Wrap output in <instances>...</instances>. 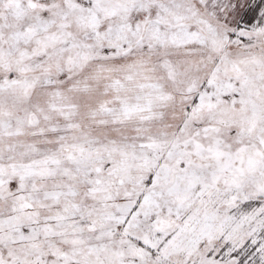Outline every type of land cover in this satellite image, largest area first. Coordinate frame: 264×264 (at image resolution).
<instances>
[{"label":"snow or ice","instance_id":"snow-or-ice-1","mask_svg":"<svg viewBox=\"0 0 264 264\" xmlns=\"http://www.w3.org/2000/svg\"><path fill=\"white\" fill-rule=\"evenodd\" d=\"M0 264H264V0H0Z\"/></svg>","mask_w":264,"mask_h":264}]
</instances>
